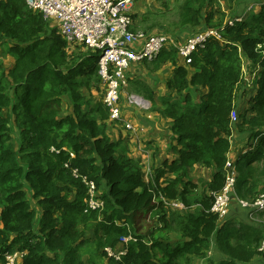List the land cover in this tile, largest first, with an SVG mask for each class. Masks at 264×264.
<instances>
[{"label":"trees","instance_id":"obj_1","mask_svg":"<svg viewBox=\"0 0 264 264\" xmlns=\"http://www.w3.org/2000/svg\"><path fill=\"white\" fill-rule=\"evenodd\" d=\"M216 1L183 0L177 25L194 31L203 26L198 32L215 28L220 40L209 38L189 65H178L176 51L153 60L154 69L174 66L167 88L178 99L164 101L158 112L171 121L178 157L146 182L140 164L123 157L107 136L101 101L90 105L83 93L102 91L99 53L66 43L24 0H0V46L13 59L0 72V264L14 251L24 254L21 264H89L82 248L90 225L98 251L94 264H190L213 249L224 257L217 264L263 256L261 225H234L229 217L220 223L211 209L213 194L226 182L234 130L249 149L236 160L235 197L248 202L264 193V5L248 21L223 26V13L214 22L206 11ZM223 1L230 10L238 2ZM242 55L250 68H259L249 93ZM194 93L200 104H193ZM196 166L211 169L210 179L189 178ZM167 175L174 178L162 185ZM83 177L94 184L102 208H89ZM162 198L182 210L167 217ZM145 219L151 227L141 228ZM107 248L124 254L116 259Z\"/></svg>","mask_w":264,"mask_h":264},{"label":"built area","instance_id":"obj_2","mask_svg":"<svg viewBox=\"0 0 264 264\" xmlns=\"http://www.w3.org/2000/svg\"><path fill=\"white\" fill-rule=\"evenodd\" d=\"M34 12H38L50 27L57 29L58 34L68 44L83 46L91 52H98L97 74L101 84V103L107 110L108 120L122 124L128 132L133 131L131 124L123 118L122 101L127 107L148 110L149 101L143 97L128 92L127 71L132 65L150 62L163 51H176L185 64L191 63L193 53L202 49L209 38L220 40L215 29H205L187 36L183 41L168 33L147 34L133 32L134 19L130 8L137 0H24ZM236 19L227 20L226 25L232 26ZM236 111L232 113L235 122ZM231 141V138H230ZM235 162L228 156L225 166V185L218 194H213L211 211L218 216V222H224L228 217L230 203L235 198L242 209L247 210L250 218L264 213V193L253 201H243L235 197V181L237 168ZM77 177V172H73ZM88 206L95 210L103 204L96 197V189L92 182H87ZM169 211L182 210L177 202H168L162 198ZM107 254L116 259L124 252L115 254L110 248ZM260 251L264 257V241H261ZM5 264H21L24 254L19 251L6 253Z\"/></svg>","mask_w":264,"mask_h":264},{"label":"crops","instance_id":"obj_3","mask_svg":"<svg viewBox=\"0 0 264 264\" xmlns=\"http://www.w3.org/2000/svg\"><path fill=\"white\" fill-rule=\"evenodd\" d=\"M138 1L139 0H137L134 5ZM134 5L129 11L131 16H133ZM135 9L138 10L137 8ZM135 15H137L141 20L142 13L139 10L135 13ZM136 21L137 20H134L133 27L131 28L133 32L140 31V26H136ZM176 30L177 33H169V31L146 33H168L175 36L177 40L183 41L187 36L194 32V29L189 26L179 29L177 27ZM199 30H201V28ZM10 59L13 60L12 58ZM177 63L178 65L185 66L184 61L178 57V55ZM153 64L154 62L150 61L132 65L127 71L128 92L143 97L149 101L150 104L149 109L146 111L122 105L123 118L126 123L131 124L133 131L128 132L125 127L119 123H113L109 120L103 122V125L106 127L107 136L113 142L118 144L121 155L125 158L133 159L140 164V168L146 182L153 176L154 170L162 167L165 161L170 162L178 157V153L172 150L175 142L173 141V133L171 131V121L166 116L158 112V110L162 109V103L164 101L173 102L176 100L173 98L174 96H177L176 92L167 88V81L173 76L174 66L170 62H166L159 69H154ZM10 67L5 68L4 70L9 69ZM99 87L102 88L101 84ZM83 93L91 101H89L90 105H94V103L101 99L100 90L97 91L94 88H90L86 91L84 90ZM234 132V136H231V152L228 156L235 161L241 155V152H238V146L243 143L242 137L244 136L241 134L239 135L238 133L235 135ZM195 171H197V174H200L199 178L196 177L198 180L203 177L202 174H208V176H205L204 179L209 180L212 173L211 169L196 166L190 171L189 175L191 178L194 176L193 173ZM173 178V175H167V177L160 180V182L164 185L165 181ZM229 210L228 220H233L231 223L234 225H238L240 223H251L248 221V217L249 220H251L250 215L247 216V212L239 207L234 198L231 200ZM166 212L167 217H169L168 215H170V212L167 208ZM88 234L93 235L92 233ZM212 255H217L220 261L224 260V257L221 256L216 249L209 252L207 258H211ZM245 264H264V258L255 257L250 262Z\"/></svg>","mask_w":264,"mask_h":264},{"label":"rangeland","instance_id":"obj_4","mask_svg":"<svg viewBox=\"0 0 264 264\" xmlns=\"http://www.w3.org/2000/svg\"><path fill=\"white\" fill-rule=\"evenodd\" d=\"M183 0H139L133 8V14L139 10L142 13L141 20L138 18L137 15H135V18H137L136 25H139L140 31L137 32H143V33H150V32H156V31H169V33H177L176 28L178 27L177 23V15H178V9L181 6ZM264 5V0H238L235 4L234 10H230L227 8L226 3H224L223 0L216 1L212 6H207L206 11L213 13L215 15L214 22L217 21L218 16L217 12H221L224 15V19L222 21L223 26L226 24L227 20H233L236 19L237 21H248L251 19L254 15L259 14L261 11V6ZM137 8L138 10H136ZM219 23V22H217ZM145 27V28H142ZM155 27V28H153ZM203 27V26H202ZM201 27V28H202ZM53 28V27H50ZM200 28V27H198ZM215 29V28H210ZM176 30V31H175ZM199 29L196 30L192 34L198 33ZM191 34V35H192ZM74 45V44H72ZM261 47L257 46V51L260 50ZM78 52L77 50H74L73 53ZM70 53V51H68ZM260 53V52H259ZM262 54V53H261ZM11 57L7 55L4 52L3 48H0V72L1 70H4L5 68H8L11 66L13 60L10 59ZM242 59V71H243V79L244 83L246 85L244 91L246 93H249L252 89H255V80L258 78V72L259 68H250V62L247 60L243 55L241 56ZM12 61V62H11ZM130 86V84H129ZM84 91V90H83ZM129 91V90H128ZM200 93H194L192 96V102L193 104H200L202 101L200 100ZM242 95V94H241ZM240 95V96H241ZM173 98L178 99V96H174ZM249 98V96L246 97V100ZM97 99V98H96ZM122 105H125V101L121 102ZM240 105V104H239ZM238 120V116L236 115L235 121ZM238 132H234L236 135ZM234 136V135H232ZM242 144H239L238 146V152H241V155H243V151H249L247 150L248 147H246L248 141L246 137H242ZM253 145L256 144V141L252 142ZM246 147V149H245ZM235 167H236V160ZM264 164V163H263ZM237 168V167H236ZM190 174V173H189ZM193 177L191 178L189 175V178L193 179V181L198 182L200 174H197V171L193 173ZM203 177H201L202 180H205V176H208V174H202ZM197 177V178H196ZM245 210V209H244ZM177 211V210H175ZM175 211H169L170 213ZM247 212V210H245ZM247 212V216H248ZM170 216V215H168ZM172 216V215H171ZM171 218V217H170ZM233 220H227V222H232ZM249 221V217H248ZM250 222L254 223L255 225H261L264 232V217L259 219L257 215L253 216L250 220ZM152 225V221L150 220H143L140 224L141 228H149ZM93 225H90V230L85 233V238L88 240L86 242V246H83L82 250V256L84 261H87L89 264H94L96 262V259L98 257V251L94 249V236L89 235L88 233H91V228ZM208 257V256H207ZM264 258V257H262ZM210 261H213L215 264L216 262H219V257L217 255H212L211 258H200L195 259L190 262V264H208ZM100 264H106V261H100Z\"/></svg>","mask_w":264,"mask_h":264},{"label":"bare ground","instance_id":"obj_5","mask_svg":"<svg viewBox=\"0 0 264 264\" xmlns=\"http://www.w3.org/2000/svg\"><path fill=\"white\" fill-rule=\"evenodd\" d=\"M235 199V198H234Z\"/></svg>","mask_w":264,"mask_h":264}]
</instances>
